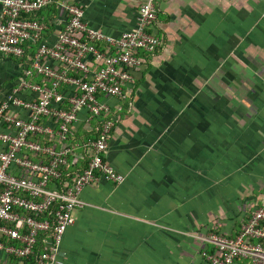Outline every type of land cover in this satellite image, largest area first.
<instances>
[{"label": "crops", "instance_id": "0c3cea01", "mask_svg": "<svg viewBox=\"0 0 264 264\" xmlns=\"http://www.w3.org/2000/svg\"><path fill=\"white\" fill-rule=\"evenodd\" d=\"M71 1L113 37L136 27L143 3ZM157 8L163 46L140 53L125 98H102L117 119L107 161L126 178L101 177L83 190L54 264H210L203 238L237 236L264 199V0H162ZM66 20L62 9L52 17L48 44ZM30 56L0 55V101L21 84ZM90 114L79 113L78 133L92 129Z\"/></svg>", "mask_w": 264, "mask_h": 264}, {"label": "built area", "instance_id": "2783aa9c", "mask_svg": "<svg viewBox=\"0 0 264 264\" xmlns=\"http://www.w3.org/2000/svg\"><path fill=\"white\" fill-rule=\"evenodd\" d=\"M157 1L162 0H143L136 27L113 37L93 28L84 8L70 0H0V55L22 59L28 43L38 45L19 87L0 102V256L7 258L6 262L0 258V264H26L10 259L30 256L35 261L28 264H54L66 230L75 223L74 211L85 205L80 197L85 187L101 177L115 184L125 180L105 160L117 119L99 96L125 98V89L135 83L131 69L142 64L140 53H154L162 46V39L150 32L158 18ZM52 4L64 10L67 20L57 42L50 45L44 38L48 24L25 15ZM97 43H106L109 50H101ZM91 61L102 66L96 70ZM34 75L44 76L49 85L32 82ZM22 90L34 92L37 98L20 97ZM65 101L69 108H60ZM14 109L28 111L29 117L18 116ZM85 109L113 117L98 129V138L85 142L88 166L68 183L61 180L63 168L79 162L78 146L68 144L69 136ZM203 241L210 264H233L238 259L264 264V199L237 236L211 232ZM40 243L44 250L36 254Z\"/></svg>", "mask_w": 264, "mask_h": 264}, {"label": "trees", "instance_id": "16d2710c", "mask_svg": "<svg viewBox=\"0 0 264 264\" xmlns=\"http://www.w3.org/2000/svg\"><path fill=\"white\" fill-rule=\"evenodd\" d=\"M70 2L79 4V3L71 1V0H70ZM79 5L82 6L81 4H79ZM141 5H140V7H141ZM60 9H61V7L58 4H52V5H49V6L45 7V8H43L41 11H39L37 13L25 15V18L42 21V22L47 23L49 26H51L52 17H56L60 13ZM157 14H158V17L161 16L159 14V11L157 12ZM157 20H158V18H157ZM154 28L152 30H150V32L155 34L156 36H159L162 39V42H163L164 37L160 33L155 32ZM97 46H98V48H100L103 51H108L109 50V46L106 43H97ZM162 46H163V43H162ZM161 47H159L155 52H157ZM37 49H38V45L37 44L28 43L26 45V51H27L26 55L21 60L26 62L29 59L30 54H31L30 57H31V60H32L34 58L36 52H37ZM16 59H18V58H16ZM90 63H93V62L91 61ZM94 64H96V66L94 67V69H96V70H98L102 66L101 63H94ZM59 68H61V67H59ZM81 75L85 79L87 78L83 74H81ZM30 80L32 82L39 83L41 85H49V83H50V81L48 79H46L44 76H38V75H34L33 77L30 78ZM99 97H100V99H102L105 96L100 95ZM33 98H37V94ZM59 107L60 108H69L68 101H65L64 103L63 102L60 103ZM125 107L127 108V105ZM112 110H113V108H112ZM90 117H91L90 125L92 126V129L90 131L86 130L85 132L78 133V131H76V128L74 127L73 128L74 129L73 133L69 136L68 144L70 146H72V147L78 146L77 149H76V152L78 153V155L80 157V160H79L77 165H72L70 167H64L63 168V177L61 179L62 181L71 183L74 180V178L77 176V174L82 173L84 171V169L88 166L89 158H87V155H86V153L84 151L83 145L89 139H96V138L99 137L98 129L102 126V124L106 120H109L110 118H112L113 114L112 115L111 114H109V115L108 114L107 115L106 114H102L100 116L99 115L96 116V115L90 114ZM45 120H48V118H45ZM38 140L44 141L47 144H52L53 143L49 139H44L43 137H38ZM31 157L34 160H36V161L39 160V158L37 156L31 155ZM105 160L107 161V157H106ZM88 186H90V185H88ZM8 243H12V242L8 241ZM43 250H44L43 245L40 243L37 246L36 254L41 253ZM209 250L212 251L211 249H209ZM238 260H240V259H238ZM20 261H24V263H26V264L33 263L35 261V256H30V257L25 258V259H20V258H16V257H12L10 259V262H13V263H18Z\"/></svg>", "mask_w": 264, "mask_h": 264}]
</instances>
